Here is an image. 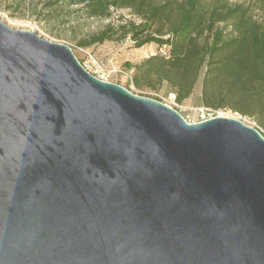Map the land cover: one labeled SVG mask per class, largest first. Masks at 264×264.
Listing matches in <instances>:
<instances>
[{
	"label": "water",
	"instance_id": "1",
	"mask_svg": "<svg viewBox=\"0 0 264 264\" xmlns=\"http://www.w3.org/2000/svg\"><path fill=\"white\" fill-rule=\"evenodd\" d=\"M0 264H264V136L0 21Z\"/></svg>",
	"mask_w": 264,
	"mask_h": 264
},
{
	"label": "trees",
	"instance_id": "2",
	"mask_svg": "<svg viewBox=\"0 0 264 264\" xmlns=\"http://www.w3.org/2000/svg\"><path fill=\"white\" fill-rule=\"evenodd\" d=\"M80 6L87 17L110 18L128 9L136 18L107 26L81 46L129 38L160 52L125 62L139 91L174 94L183 103L196 88L197 107L229 109L264 128V0H46ZM157 99V98H154ZM158 100V99H157Z\"/></svg>",
	"mask_w": 264,
	"mask_h": 264
},
{
	"label": "rangeland",
	"instance_id": "3",
	"mask_svg": "<svg viewBox=\"0 0 264 264\" xmlns=\"http://www.w3.org/2000/svg\"><path fill=\"white\" fill-rule=\"evenodd\" d=\"M46 0H0V21L4 22L12 29L34 31L41 37L56 43H61L70 47L76 58L86 70L96 74L107 81L127 86L131 70H128L125 62L136 63L142 59L159 53L160 50L154 43L144 44L141 47H135L129 38L118 39V32L113 39L105 40L102 43H93L88 46H81L82 40H88L105 29L107 26L118 28L122 23L129 20L136 21V18L128 9L113 10L110 18H91L85 15L80 6L64 4L61 8H54L45 4ZM92 54L101 64L102 70L86 62V53ZM109 70H114L109 72ZM129 90L133 93L157 98L159 101L172 106L178 110L187 121H198L196 107V96L199 87L195 93L186 99L183 103L177 104L165 95L166 87H162L158 92L139 91L129 84ZM214 111V112H213ZM210 111L213 116L223 115L236 117L245 123L256 127L264 136V128L260 127L252 119L241 116L229 109H216Z\"/></svg>",
	"mask_w": 264,
	"mask_h": 264
},
{
	"label": "built area",
	"instance_id": "4",
	"mask_svg": "<svg viewBox=\"0 0 264 264\" xmlns=\"http://www.w3.org/2000/svg\"><path fill=\"white\" fill-rule=\"evenodd\" d=\"M86 62L88 63V64H90V65H92V66H94L95 68H96V70L97 71H100V70H102V68H101V64L96 60V58L92 55V54H90L89 52H87L86 53ZM84 66V68H85V65H83ZM86 69V68H85ZM114 70H109V72H113ZM93 74V73H92ZM93 75H95L97 78H99V79H102V80H106L107 81V79H104L103 77H100V76H98V75H96V74H93ZM128 77H129V79L131 78V74H128ZM167 99H169V100H171V101H173L174 102V94H172V93H170V94H168V96H167ZM170 106V105H169ZM172 107V106H171ZM196 110H197V113H198V121L199 120H205V119H207V118H209V117H212L213 116V114H211L210 113V111L212 112L213 110H210V109H208V108H204V107H196ZM214 112V111H213ZM186 119V118H185ZM187 120V119H186Z\"/></svg>",
	"mask_w": 264,
	"mask_h": 264
}]
</instances>
